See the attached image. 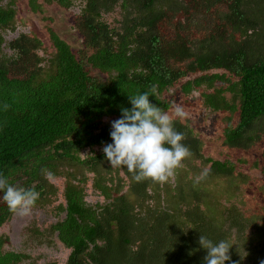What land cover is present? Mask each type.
Segmentation results:
<instances>
[{"label":"trees","instance_id":"trees-1","mask_svg":"<svg viewBox=\"0 0 264 264\" xmlns=\"http://www.w3.org/2000/svg\"><path fill=\"white\" fill-rule=\"evenodd\" d=\"M39 1L68 9L76 0H26L31 13L40 11ZM78 1L74 29L82 48L75 55L48 31L52 52L44 57L33 36L17 33L5 43L16 11L13 0H0V176L39 193L32 208L52 216L45 224L69 250L64 264H204L200 235L231 245L226 264H261L264 201L257 194L250 205L237 186L235 198L207 199L175 180L167 189L137 182L105 159L112 130L102 120L120 119L122 108L131 109L129 97L153 84L158 94L149 100L166 112L177 96L195 92L202 117L224 115L216 133L222 148L246 151L263 140L252 167L264 180V0ZM110 13L117 18L107 22ZM173 126L199 161L190 179L249 178L228 161L204 158L188 125L174 119ZM12 213L0 192V226ZM6 241L0 237V264L26 258L4 250Z\"/></svg>","mask_w":264,"mask_h":264},{"label":"rangeland","instance_id":"rangeland-1","mask_svg":"<svg viewBox=\"0 0 264 264\" xmlns=\"http://www.w3.org/2000/svg\"><path fill=\"white\" fill-rule=\"evenodd\" d=\"M4 2L5 1H2L1 3L3 4ZM80 2L81 1L78 0L73 1L71 7L62 9L54 3L46 4L39 1L41 7L40 11L31 13L27 8L26 0H13V6L16 11V28L14 32L6 31L2 33L5 43L14 38L17 33L33 36L41 42V46L37 53L45 57L52 52V47L48 39V31H51L63 40L70 47L72 53L76 55L77 51L82 48L80 36L74 29V14L80 9L82 5L79 4ZM103 18L105 21L111 22L117 17L116 13H110L104 15ZM3 52L9 53L6 47L3 48ZM90 74L101 76L95 70H91ZM176 90V88H173L170 91V95H174ZM196 96L197 93L195 92H193L189 98L177 96L176 102H173L168 113L171 115L174 107L180 105L187 113V117L184 119H175L188 125V127L192 129L194 135L201 140V155L204 158L217 161H228L234 165L237 171L247 175L249 178H217L207 181L201 180L200 182V179H190L192 174L197 172L195 169L198 167L199 161L188 157L183 161V166L176 169L175 177L170 179L169 183L175 180L176 183L178 182L180 185H185L187 190L188 187H192L196 190L205 191L207 199H210L211 195H214L216 199H218L229 196L230 194L234 195L235 198L236 192L234 191V187L237 186L239 187L238 193L250 200V205L255 203L253 197H257L256 194L264 201V183L261 182L264 180H262L259 174V167H252V164L254 165V163L260 162L257 156L259 155L263 140L258 141L246 151H229L222 148L218 134L225 125L224 115L216 116V114L207 113V117H202L201 113H206V111H202L198 106ZM102 121V123L108 125L109 129L112 130L111 124L116 120L103 119ZM101 149L102 148H94L93 152L101 151ZM86 152V150L80 152L79 158L84 159L87 154ZM184 163L189 164L188 167H186ZM179 175L181 176L180 179ZM59 179L56 180L58 189L61 188L62 184V178ZM259 179L261 181H259ZM197 180L199 183H194ZM167 188L169 187L166 183V189ZM251 193H254V196ZM59 201V194H57L56 203H59ZM48 217L49 215L45 211L33 207L26 216L12 213L9 220L0 226V237L7 238L2 248L7 251H14L26 255V258L17 264L65 263L69 250L55 240L54 233L48 232L47 224H45ZM50 217L48 220L51 219ZM261 218L259 230L262 234H259L257 238L259 240L264 237V212ZM244 238L245 240H250L249 238L252 239L250 236H245Z\"/></svg>","mask_w":264,"mask_h":264},{"label":"clouds","instance_id":"clouds-1","mask_svg":"<svg viewBox=\"0 0 264 264\" xmlns=\"http://www.w3.org/2000/svg\"><path fill=\"white\" fill-rule=\"evenodd\" d=\"M157 88L158 85L153 84L149 91L128 96L131 109H121V118L111 124L112 143L102 149L111 167L126 168L137 182L149 179L166 183L175 177L176 169L183 166L182 162L192 155L182 143L184 134L173 126L175 118L184 119L187 113L176 105L170 115L152 104L149 97L158 94ZM41 173L49 180L54 178L48 169H41ZM0 192H3V201L8 209L21 216L30 213L39 197L33 189L9 185L3 176H0ZM198 244L207 252L204 264H226L230 260L228 253L231 245L227 241L214 243L200 235Z\"/></svg>","mask_w":264,"mask_h":264}]
</instances>
